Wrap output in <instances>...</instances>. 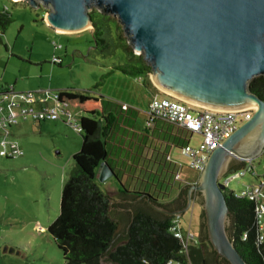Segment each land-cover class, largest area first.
<instances>
[{
  "label": "rangeland",
  "instance_id": "374dc122",
  "mask_svg": "<svg viewBox=\"0 0 264 264\" xmlns=\"http://www.w3.org/2000/svg\"><path fill=\"white\" fill-rule=\"evenodd\" d=\"M5 8L12 22L4 32L0 31V86L14 85L16 92L36 95L49 92L53 96L60 90H68L127 102L133 100L139 103L141 112L135 127L138 130L146 127L148 92L158 90L151 73V85H144L143 79L115 74L113 66L121 61V49L104 50L95 46L90 30L79 33L54 30L45 20L50 8L34 9L21 0H0V12ZM109 18L113 22L110 37L128 44L117 17ZM105 74L108 76L103 78ZM34 108L39 109L40 104ZM64 111H69L74 116V124H79V112L61 106L59 119L20 120L7 139L18 144L22 155L12 159L0 157V264H66L48 227L60 213L62 188L73 167V155L81 148L82 137L78 129L69 125ZM3 139L0 135V143ZM201 139L193 134L191 145L199 146ZM149 146L152 149L146 150L145 155L150 160L155 150L160 151L154 157L162 169L157 173H162L164 190L197 181L200 173L189 167V158L179 148L168 150L166 155V145L160 147L158 140L150 139ZM248 167L253 168L251 173L229 177V190L239 193L248 185L259 184L264 177V150L248 161ZM149 176L139 168L131 177L120 175V179L133 190L142 184L149 187L144 182ZM153 178L160 179L154 175L151 181ZM96 182L109 196L113 191H123L115 177L104 182L96 179ZM154 189L155 186H150V190ZM201 211L199 205H194L178 218L183 233H192L197 240Z\"/></svg>",
  "mask_w": 264,
  "mask_h": 264
},
{
  "label": "water",
  "instance_id": "95a60500",
  "mask_svg": "<svg viewBox=\"0 0 264 264\" xmlns=\"http://www.w3.org/2000/svg\"><path fill=\"white\" fill-rule=\"evenodd\" d=\"M34 9L50 8L46 24L54 30L79 33L95 27L91 12L117 17L129 46L151 68L154 85L163 93L213 109L253 106L251 119L214 149L195 183L183 186L185 205L171 209L148 194L156 212L179 218L201 207L207 239L229 264H247L228 233L230 211L221 180L234 166L252 161L264 150V100L250 82L264 76V0H21ZM114 176L101 163L100 182ZM110 195L111 204L123 202ZM119 210H124L120 208ZM131 210V209H130ZM199 225V234H200Z\"/></svg>",
  "mask_w": 264,
  "mask_h": 264
},
{
  "label": "trees",
  "instance_id": "16d2710c",
  "mask_svg": "<svg viewBox=\"0 0 264 264\" xmlns=\"http://www.w3.org/2000/svg\"><path fill=\"white\" fill-rule=\"evenodd\" d=\"M91 18L96 46L104 50L109 47L121 49V61L113 66V72L123 78L143 79L144 85H151V68L143 56L136 55L129 44L110 37L113 22L109 16L93 11ZM11 22L8 11L0 12L1 32ZM107 76L105 74L103 78ZM250 89L264 100V76L254 78ZM156 93L166 96L159 90ZM57 95L60 103L79 112L82 137L81 148L73 155V167L62 188L60 213L48 227V233L61 250L66 264H229L212 250L203 222L199 239L184 248L181 240L169 231L177 218L156 212L145 199L128 205L131 210L123 212L119 209L126 206L111 204L109 194L97 184L98 168L101 163H106L123 188L118 199L129 197L136 200L144 194L127 190L120 179V175L131 177L129 171L136 168L133 158L138 155L133 148L143 147L142 141L152 137L149 131L153 127L135 130L136 108L115 98L90 93L60 90ZM157 123H162V130H172V135L182 140V146L178 147L187 144L178 133H190L185 128L161 120L155 121ZM122 153L129 154V159L123 158ZM114 162L115 166L112 165ZM246 167L247 162L234 166L237 171ZM234 193L228 188L225 190L230 211V239L247 264H264V229L263 240L258 241L254 202Z\"/></svg>",
  "mask_w": 264,
  "mask_h": 264
},
{
  "label": "built area",
  "instance_id": "2783aa9c",
  "mask_svg": "<svg viewBox=\"0 0 264 264\" xmlns=\"http://www.w3.org/2000/svg\"><path fill=\"white\" fill-rule=\"evenodd\" d=\"M7 12V9H4ZM59 62V60H55ZM163 93V92H162ZM166 94V93H164ZM52 102L50 105L49 102ZM35 104H40V108H34ZM71 109L68 105L58 101L57 93L51 95L43 92L36 95L34 92H16L14 86H3L0 88V135L4 137L0 143V157L12 159L22 155L16 142H8L12 135V128L20 120H32L35 122L53 121L59 119L58 108ZM126 107V105H124ZM255 107L250 106L237 110H220L202 107L171 95L165 97L154 96L146 111L147 127H153L155 121L161 120L172 125L185 128L190 134L202 137L199 146H192L187 143L180 148L182 155L189 158V167L197 172H201L206 164L210 153L222 145L245 121L251 119ZM69 125L75 129H80L79 124H74V116L69 111H64ZM253 171L252 167L243 168L235 173H230L221 182L228 188L229 177H242ZM178 178V175H177ZM237 197H245L254 202L255 220L259 230L258 241L263 240L264 229V177L258 185L246 186L239 193H234ZM175 238L181 240L184 248L190 243H196L192 233L184 234L180 227L178 218L175 219L169 228ZM171 264V262H169Z\"/></svg>",
  "mask_w": 264,
  "mask_h": 264
},
{
  "label": "crops",
  "instance_id": "0c3cea01",
  "mask_svg": "<svg viewBox=\"0 0 264 264\" xmlns=\"http://www.w3.org/2000/svg\"><path fill=\"white\" fill-rule=\"evenodd\" d=\"M1 87H3V86H0V88ZM156 94L157 93L156 92L154 93L153 91H149L148 92V95L149 96H148L147 108H148V104H149L150 100L154 96H156ZM117 100H119V99H117ZM119 101H121V102H123L125 104H128V105H130V106H132V107H134V108H136L138 110V113H137V116H136V121H137V118H138L139 114L141 113L140 112V108H139V106H140L139 103H136L133 100L130 101V102L122 101V100H119ZM147 108H146V111H147ZM136 121L134 123L135 130L142 131L145 127L142 130L136 129V127H135L136 126ZM162 128H163L162 123L155 124L153 126V128L151 129V131H149L150 134L152 135V137H149L147 140L142 141L143 144H144V146L143 147L133 148V151L135 152V154L138 155V157L135 156L133 158L134 159V164L136 165V168L131 169L129 172H131L133 174L134 171L136 169H139V168H142V170H144L145 172H148V175H151V176H149V179L148 180H145V181L143 180V181L147 185H149V187H145L142 184V185H140V187H138V185H137L133 190H130L127 187L126 188L129 191H135V192H140V193L148 194L154 200H156L159 204H166V203H170L171 201H173L179 195V192L183 188V183L182 184H179L177 188L176 187L175 188H172V187H169L167 185L168 188L164 190V188L162 187V185L163 184L165 185V181L163 180L162 173H157V172H160L162 169H161L160 163H158L156 161V159L158 160V158L157 157H154L156 154H160V151L159 150L158 151L155 150L154 151L155 153H154V155L152 157L153 159H151V160L148 159L147 154L145 155V151L152 149V146H149V140L150 139H152L154 141L155 140H158V142L160 143V147H161V144L166 145L164 152L167 155L168 154L167 151L168 150H171L172 148H179L180 149L181 147H178V146H182V140H180L179 138L175 137V135H172V133L170 132L172 130H168L167 129L168 130L167 131L166 129L165 130H162ZM178 133L181 134L187 140V143L191 144V140L193 138V134H189V136H188L187 135V132H182L181 131V132H178ZM129 136L130 137H133V138L135 137L134 135H131V134ZM125 144L126 145H129V142H127V143L125 142ZM156 146L157 145H155V149L157 148ZM121 155H122L123 158L129 159V154L122 153ZM150 162H151V164H149ZM112 165L115 166L116 163L114 162V163H112ZM154 175H156V177H158L160 179L158 180V179L153 178V181H151V177L154 176ZM156 181H158L157 184H156ZM184 184H186V183H184ZM159 185H161V186L159 187ZM150 186H155V189L154 190H150ZM119 191H120V189L117 190V191H113V193L114 194H119Z\"/></svg>",
  "mask_w": 264,
  "mask_h": 264
},
{
  "label": "flooded vegetation",
  "instance_id": "af4514ba",
  "mask_svg": "<svg viewBox=\"0 0 264 264\" xmlns=\"http://www.w3.org/2000/svg\"><path fill=\"white\" fill-rule=\"evenodd\" d=\"M184 193H185V191H180L179 195L170 204H168L167 207H169L171 209H179V208L184 207L185 199H183V197H182V194H184ZM120 200H122L123 202H121L119 204L126 206V208H123L124 209L123 212L124 211H130L131 207H129L128 205L135 204V202L131 203L128 201V200H131L129 197L121 198Z\"/></svg>",
  "mask_w": 264,
  "mask_h": 264
}]
</instances>
